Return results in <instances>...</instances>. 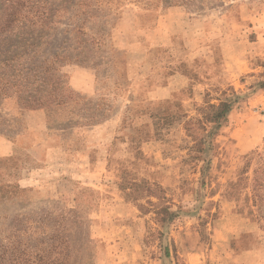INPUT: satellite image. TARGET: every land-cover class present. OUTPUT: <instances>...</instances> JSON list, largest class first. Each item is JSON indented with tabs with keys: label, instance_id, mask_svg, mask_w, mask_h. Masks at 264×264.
Returning <instances> with one entry per match:
<instances>
[{
	"label": "rangeland",
	"instance_id": "rangeland-1",
	"mask_svg": "<svg viewBox=\"0 0 264 264\" xmlns=\"http://www.w3.org/2000/svg\"><path fill=\"white\" fill-rule=\"evenodd\" d=\"M128 1L64 5L37 28L46 55L82 22L88 59L59 67L61 121L0 102V264L10 245L47 246L51 211L81 219L90 264H264V229L223 197L247 155L249 174L264 157V0ZM205 94L232 108L213 148L181 161Z\"/></svg>",
	"mask_w": 264,
	"mask_h": 264
},
{
	"label": "trees",
	"instance_id": "trees-1",
	"mask_svg": "<svg viewBox=\"0 0 264 264\" xmlns=\"http://www.w3.org/2000/svg\"><path fill=\"white\" fill-rule=\"evenodd\" d=\"M99 0H3L0 4L2 19L0 23V102L12 99L23 110H35L41 108L46 117L47 125L61 121V114L66 109L69 97L61 84L58 71L65 63L84 64L87 54L82 45V22L79 19L72 27L63 28V36L52 52L45 55L38 46L37 38L44 33L37 28L55 22L56 11H66L68 7H74L79 14L89 11L87 8L91 2ZM128 1V0H127ZM136 1V0H129ZM128 1V2H129ZM140 1V0H139ZM163 3V8L175 4H186L192 0H157ZM199 10L205 9L209 4L207 0H195ZM143 8H151L148 1L143 2ZM157 5V4H156ZM157 7V6H154ZM100 8V9H99ZM97 7L99 10H114L111 5ZM32 28V29H31ZM49 28V27H48ZM47 28V29H48ZM33 54V55H32ZM29 56L23 61L24 56ZM206 95V94H205ZM206 98L203 105L195 108L199 117H189L186 121V135L192 140V144L186 147L187 152L181 157V161L199 160V156L192 152H203L213 148V136L217 134L232 108V100H218L213 103ZM22 112V110H20ZM187 116V115H186ZM173 117V116H171ZM162 118L165 121L171 118ZM206 125H212V129L202 136L193 133L194 127L205 130ZM210 138V139H209ZM259 155V154H258ZM254 153L245 157L244 164L239 167L236 177L226 184L223 196L226 200L235 204L238 213H245L251 222H255L264 229V157L258 156L251 174L249 170L254 159ZM179 182L184 180L179 178ZM204 185V182H201ZM162 211L171 220L174 212L167 208ZM63 212L47 213V239L44 249L36 254L15 250L10 245L8 254L2 260V264H90L91 253L88 249L87 238L78 236L82 232L83 222L73 213L72 216ZM77 239V240H75ZM75 240V241H74ZM43 242V241H42ZM76 243V246L74 245Z\"/></svg>",
	"mask_w": 264,
	"mask_h": 264
}]
</instances>
